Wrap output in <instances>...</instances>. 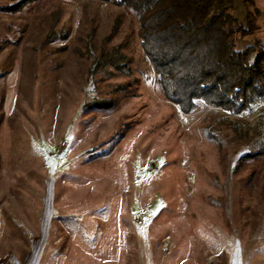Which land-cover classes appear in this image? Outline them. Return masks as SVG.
<instances>
[{
	"label": "rangeland",
	"instance_id": "374dc122",
	"mask_svg": "<svg viewBox=\"0 0 264 264\" xmlns=\"http://www.w3.org/2000/svg\"><path fill=\"white\" fill-rule=\"evenodd\" d=\"M18 1L0 0L2 263L264 264V156L242 160L245 145L221 123H254L264 105L184 114L164 96L131 9H2ZM234 1L254 28L236 49L264 48V0ZM114 45L131 73L92 76L91 53Z\"/></svg>",
	"mask_w": 264,
	"mask_h": 264
},
{
	"label": "trees",
	"instance_id": "16d2710c",
	"mask_svg": "<svg viewBox=\"0 0 264 264\" xmlns=\"http://www.w3.org/2000/svg\"><path fill=\"white\" fill-rule=\"evenodd\" d=\"M30 1L2 9L16 13ZM101 1L134 12L144 55L164 96L182 113H193L204 104L238 115L255 104L264 105V48L236 49V36L248 35L254 28L250 19L251 29L233 14L234 0ZM130 62L120 45L102 46L91 53L89 72L102 77L130 74ZM92 105L107 109L112 99L95 100ZM222 121L245 145L242 160L264 156V116L254 123Z\"/></svg>",
	"mask_w": 264,
	"mask_h": 264
},
{
	"label": "built area",
	"instance_id": "2783aa9c",
	"mask_svg": "<svg viewBox=\"0 0 264 264\" xmlns=\"http://www.w3.org/2000/svg\"><path fill=\"white\" fill-rule=\"evenodd\" d=\"M172 245H173V241H172L171 237H170V236H167V237L163 240V248H164L165 250H168V249H170V248L172 247Z\"/></svg>",
	"mask_w": 264,
	"mask_h": 264
},
{
	"label": "crops",
	"instance_id": "0c3cea01",
	"mask_svg": "<svg viewBox=\"0 0 264 264\" xmlns=\"http://www.w3.org/2000/svg\"><path fill=\"white\" fill-rule=\"evenodd\" d=\"M0 264H18L16 256H11L8 260L2 263V258L0 257Z\"/></svg>",
	"mask_w": 264,
	"mask_h": 264
}]
</instances>
